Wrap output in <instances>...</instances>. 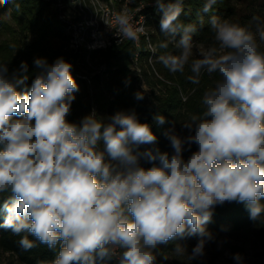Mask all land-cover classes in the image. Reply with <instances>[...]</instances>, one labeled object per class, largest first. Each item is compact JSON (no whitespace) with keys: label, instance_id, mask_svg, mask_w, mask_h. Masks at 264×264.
Listing matches in <instances>:
<instances>
[{"label":"clouds","instance_id":"obj_1","mask_svg":"<svg viewBox=\"0 0 264 264\" xmlns=\"http://www.w3.org/2000/svg\"><path fill=\"white\" fill-rule=\"evenodd\" d=\"M10 0H0V5ZM217 0H206L211 12ZM184 0H155L161 31L176 40L180 55L157 57L170 72H183L192 55L197 27L179 20ZM118 37L135 41L126 11L114 17ZM255 31L212 15L218 46L200 51L188 79L200 83L202 72L218 73L204 92V111L182 123L188 134L165 131L173 152H161L157 137L134 110L101 118L95 109L79 123L67 117L79 86L72 65L62 57L49 64L37 57L28 85L22 61L9 74L0 63V197L3 227L20 236L24 250L34 236L59 251L51 264H96L116 257L119 264H156L158 245L197 237L189 259L204 255L214 239L206 224L225 202L242 203L252 221L264 218V21L253 17ZM161 48L168 43L162 42ZM143 100V92L134 94ZM183 99H187L184 97ZM163 125L166 118L156 113ZM198 150L185 160L183 152ZM145 147L141 150V146ZM187 145V149L186 146ZM141 160L152 163L145 169ZM158 162V165L157 163ZM23 234V235H22ZM176 253L186 248L177 244ZM168 257L165 256L164 259ZM233 259L242 264L236 253ZM48 264V262H41Z\"/></svg>","mask_w":264,"mask_h":264},{"label":"trees","instance_id":"obj_2","mask_svg":"<svg viewBox=\"0 0 264 264\" xmlns=\"http://www.w3.org/2000/svg\"><path fill=\"white\" fill-rule=\"evenodd\" d=\"M131 1L134 4L155 3V0ZM205 2L206 0H184L179 20L184 24L196 25L197 33L194 34L193 44L206 49L218 46L215 34L211 30L212 15L219 19H228L253 31H255L253 17L264 21V0H217L211 12L203 13ZM68 4L69 0H10L9 3L0 5V14L6 13L10 19L4 20L0 17V63H6L11 74L13 70L19 68L22 61L27 62L30 87L37 72L35 58H46L51 64L62 57L72 65L71 74L79 86L67 117L69 122L79 123L93 109L99 117L105 118V122L107 117L117 111L134 110L141 123L150 125L161 152H168L171 155L173 149L164 135L165 131L174 128L181 136L188 134L187 130L182 128V123L191 115H199L204 111L203 94L215 86L216 81L220 79L219 74L209 75L202 72L200 83L193 84L188 77L193 75L191 64L195 58L188 61L183 72L175 73L170 72L158 61L159 55L167 53L180 55L182 49L176 43L181 34L178 33L176 40H172L161 31L162 13L155 5L145 12L149 34L156 47L155 60L153 63H147V53L141 50L140 63H136V68L135 64L131 63L133 46L129 40L120 44L113 43L106 48L88 50L84 45L91 41L87 31V39L84 38L83 45L81 41L72 44L70 35V31H73L72 25L81 20L83 15L77 14L79 11L77 8L75 16L71 18L65 16L60 6L65 7ZM162 42H167L168 47L161 48ZM259 50L264 52V44H260ZM144 85L147 90L143 88ZM138 91L143 92V100L138 101L134 98ZM184 97L187 99H183ZM156 113L166 118L163 125H158L153 120ZM145 147L150 146L142 145L141 150ZM185 147L187 149V145ZM197 150L198 146L193 144L190 150L183 152V158L187 160L192 152ZM156 163L158 165V162ZM141 166L147 169L153 165L141 160ZM3 198L0 197V225L3 224L5 217L2 210ZM261 203H264V200ZM206 228L213 234L214 239L205 245L214 253L219 254L228 244L227 237L236 233H250L259 242L264 253V218L260 222L252 221L242 203L225 202L223 205H217ZM20 239L21 237L13 235L11 230L0 227V251L9 254L20 264L41 262L51 264L58 254L59 245L54 250L49 249L46 244L40 243L31 235L29 239L34 240L37 246L24 250L19 244ZM185 241L198 242V238H176L158 245L157 257L163 258L165 254L175 252L176 245ZM96 264L119 263L112 258H105L98 259Z\"/></svg>","mask_w":264,"mask_h":264},{"label":"rangeland","instance_id":"obj_3","mask_svg":"<svg viewBox=\"0 0 264 264\" xmlns=\"http://www.w3.org/2000/svg\"><path fill=\"white\" fill-rule=\"evenodd\" d=\"M81 2L85 3V5L88 8H91V10H94L93 13L89 14L88 17L96 19L98 23H100V19L104 21V24H99L100 26L97 29L101 28V30L96 31L95 36L98 39H106L108 37L107 32L109 30L114 32L113 29L116 28L114 19L107 17L106 20L104 12L103 14L101 12L103 9H105L106 0H91V2L89 0H81ZM133 4L131 3L132 6H134ZM76 5L77 2H75V0H69V4L67 6L64 7L61 5L60 8L64 11L63 13L65 16L67 15L71 18L75 16L74 14H76L77 12ZM101 15H103L104 17L101 18ZM0 17L4 20H10L6 13H1ZM70 18L68 20H70ZM74 24H76V27L78 26L76 22ZM74 28L75 27L72 26L73 31H70L72 44H77L79 39L77 35H80V41L82 43L81 45H83V40L87 35L86 28H84L82 31L77 29L75 31ZM257 40L259 44H264V42L259 41L258 37ZM84 45L86 46V43ZM202 49L206 50V48L201 45L193 44L192 55L189 57V60L200 58V51ZM143 88L147 90L145 85L143 86ZM227 240L228 244H226L225 248H223L219 254L214 253L209 246L205 245L204 255L202 257L191 260L189 259V256H191L192 250L197 242L185 241L180 244L185 246V253L173 252L171 254H165L163 258L157 257L156 264H237V262L233 259V256L236 253H239L243 257L242 264H264V253H262L261 246L250 233H236L227 237ZM165 256H167L168 258L164 259ZM0 264L20 263L15 258H12L9 254L0 251Z\"/></svg>","mask_w":264,"mask_h":264},{"label":"built area","instance_id":"obj_4","mask_svg":"<svg viewBox=\"0 0 264 264\" xmlns=\"http://www.w3.org/2000/svg\"><path fill=\"white\" fill-rule=\"evenodd\" d=\"M91 2V0H89ZM77 2L76 8H79V11L77 14L80 13V15H83V18L77 22L78 26L76 27V24L72 25L74 30H83L86 28V32L89 33V39H91L90 42L86 43V48L88 50H95L100 48H106L107 46H110L111 44H120L127 39L118 37V29L117 25L116 28L113 29V31H108V37L106 39H98L95 36L96 31H100L99 24H104V21L100 19V23L97 22L96 19H92V17H88L89 14H92L94 10H91V8H88L85 3H82L81 0H75ZM130 0H106L105 9H103L101 12L105 15V18L107 20V17H110L111 19H114L115 15L117 13H120L122 11H126L129 16L132 17V23L135 27H142L143 31L139 33V38L135 41H131V45L133 46V54L131 56V63H134L136 66V63H140V57H141V50L146 51L147 53V63H153L155 60V54H156V47L154 43L151 40V36L149 34L148 30V20L146 11L148 8L154 7V2H138L136 4L131 5ZM87 11V12H85ZM101 18L104 17L103 15L100 16ZM87 18V19H85ZM90 20V21H87ZM90 22V23H88ZM115 22V19H114ZM80 28V29H79ZM87 34V33H86ZM78 42H80L81 37L80 35H77ZM113 260L119 263L118 259L116 257H112Z\"/></svg>","mask_w":264,"mask_h":264}]
</instances>
